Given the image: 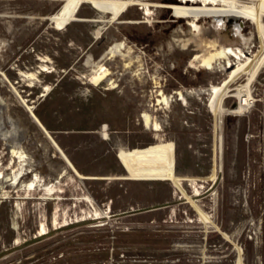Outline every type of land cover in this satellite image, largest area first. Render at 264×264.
Wrapping results in <instances>:
<instances>
[{"label": "rangeland", "instance_id": "obj_1", "mask_svg": "<svg viewBox=\"0 0 264 264\" xmlns=\"http://www.w3.org/2000/svg\"><path fill=\"white\" fill-rule=\"evenodd\" d=\"M62 1L0 0L2 133L10 119L18 129L0 132V264H264V53L235 74L189 68L201 51L189 23L200 18L179 0H142L149 18L132 5L114 22L85 2L60 27ZM239 1L264 10V0ZM198 25L204 39H219L211 18ZM117 43L131 66L107 59L112 80L87 84L85 60ZM41 64L47 71L35 73ZM230 76L238 79L216 103L236 108L244 85L254 103L223 116L221 131L212 97L153 106V81L170 96ZM143 113L159 133L144 128ZM12 148L25 160L14 186L46 184L53 198L9 187Z\"/></svg>", "mask_w": 264, "mask_h": 264}, {"label": "bare ground", "instance_id": "obj_2", "mask_svg": "<svg viewBox=\"0 0 264 264\" xmlns=\"http://www.w3.org/2000/svg\"><path fill=\"white\" fill-rule=\"evenodd\" d=\"M62 2V7L59 9L57 15L53 19L54 23L59 25L60 27H66L67 25H69L72 22L76 11L85 2L95 3L98 7L100 14L108 15L109 20L112 22L116 21L132 5H138L140 7V10L142 11V15L145 18H149L152 11H150L151 5H149L151 2L149 1V4H147L144 3L142 0H64ZM247 4L239 0H179V6L177 7V9L196 12L194 15L197 18L199 17L200 19L201 16H203V18H211L213 27L219 38L218 40H210L207 38L204 39L201 36L202 28L200 25H198L200 19L198 21H196V19L191 21L189 23L190 32H192V34L195 33L198 37V46H201V51L200 54L194 55L193 58L190 60L188 66L189 68H197L199 70H205L212 73L228 72L235 74V69H238L241 63L246 61L249 65L248 69H250V66L254 63V57H256L258 53H264V10L261 9L260 4L257 2L252 3L251 7ZM206 12L208 13V15H206ZM245 21L247 22V24L251 23V26H253L254 29L253 33L243 34V29L245 28L244 25L246 23ZM253 39L257 41V45H254L252 43ZM254 47H256L255 53H253L252 50V48ZM121 50L122 53H120ZM125 50V46L122 43H117L107 48L103 54L101 53L102 56L98 61L94 62L91 61L92 59H86L84 62V66L89 69V74L85 77L86 83L92 86H98L103 82L109 83L110 80H112L110 79V75L112 73L109 72L103 64V62L107 59H113V57H120V60H123L126 58V60H124L122 63V67L123 69L129 68L132 64V60L131 58H129L130 56H128L130 55L128 51L130 49L126 51ZM124 51L125 53H123ZM37 60L40 63H44L45 61V59L42 57H39ZM46 71L47 67L41 64L37 71H35V73L41 74ZM21 74L24 78H27L31 81L32 78L35 76L34 73ZM237 79V76H230L228 80H225L223 84L219 86L208 85L206 88L199 90H174L170 94V96H165L164 93L160 90L162 86L161 83L158 84L156 81H153L154 86L153 91H151L152 94H154L152 96L154 100L153 106H155L156 109H167L169 108V102H171V99L173 98H175L176 101L185 103L186 105V102L184 100L185 96L200 97L201 95H204L212 97L213 104L211 105V111L214 114L218 115V130L221 131L223 116H242V113H246L251 108L252 103H254V100L249 94L250 92L248 90V85H244L243 87L238 88V93L235 94V99L237 100L236 108L225 109L222 107L221 104L216 103L220 98H222L223 95L226 94L227 90ZM111 84L112 83H110V85ZM3 105L4 102L2 98H0V132L1 136L4 139L8 134L12 132L17 133L18 129L15 123L10 119L8 120V123L11 128V131H4L2 133L3 129L1 111ZM140 118L142 125L145 129L156 133H159L162 130L157 120L152 118L151 115L143 113ZM222 143V138L220 136L219 145H217L219 157H221L223 151ZM11 159L14 162L11 166L12 160H10V164H8V167L9 170H12V172L7 177L10 188L14 189V191L16 192L23 191L25 195H29L30 193L33 194L35 192H41V199L43 200L53 198V195L57 193V191L53 192L51 190L52 186L48 187V185L46 184L36 185L34 186V189L32 188V191H30L28 187L33 184V181L28 182L27 186L23 184V182V186L20 185V182H18L14 186L17 174L19 173V171L22 170L25 160L23 157V153L20 150H16L15 148H12L11 150ZM14 159H17V162ZM1 177L3 178L4 176ZM195 186H192V190L193 192H198L199 188H196ZM50 193H52V195H50ZM53 221L54 223H56V219H54ZM45 231L46 228L43 223H41L37 232L39 233V235H41L45 233Z\"/></svg>", "mask_w": 264, "mask_h": 264}]
</instances>
